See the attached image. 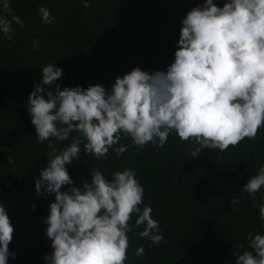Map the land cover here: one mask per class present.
Returning <instances> with one entry per match:
<instances>
[{
    "label": "trees",
    "instance_id": "trees-1",
    "mask_svg": "<svg viewBox=\"0 0 264 264\" xmlns=\"http://www.w3.org/2000/svg\"><path fill=\"white\" fill-rule=\"evenodd\" d=\"M88 2L91 7L85 8L82 0H9L12 13L24 23L13 24L11 40L0 33V202L14 227L9 249L16 253L7 264H46L43 257L52 251L43 218L55 197L35 192V180L48 164L49 141L37 142L27 107L42 68L54 63L62 69L55 82L61 89L101 84L109 91L118 76L134 67L164 71L174 61L182 18L204 0ZM224 2L214 0L220 6ZM41 6L50 11L52 23L43 22ZM33 41L38 48L33 49ZM78 135L53 142L63 149ZM83 143L79 159L66 165L74 184L91 182L90 169L108 179L115 171L133 169L144 189L140 207L152 208L163 232L159 245L139 236L143 226L127 233L125 264H235L236 255L247 250L248 234L264 235V220L254 207L264 198V187L255 199L241 194L264 166V127L254 140L245 138L225 151L205 148L196 157H191L192 141H181L175 132L163 147L148 143L141 148L123 136L119 144L127 150L119 157L110 149L107 158L96 159L85 153ZM9 157L14 163H8ZM234 197L239 204L230 203ZM135 219L133 214L129 224ZM140 246L145 254L137 257Z\"/></svg>",
    "mask_w": 264,
    "mask_h": 264
},
{
    "label": "clouds",
    "instance_id": "clouds-1",
    "mask_svg": "<svg viewBox=\"0 0 264 264\" xmlns=\"http://www.w3.org/2000/svg\"><path fill=\"white\" fill-rule=\"evenodd\" d=\"M82 2L91 7L88 0ZM39 13L44 23L53 22L46 7ZM14 23L23 27L24 22L12 13L9 0H3L0 33L9 40ZM181 23L174 61L166 70L149 73L134 67L115 79L111 91L101 84L61 89L55 82L62 69L54 63L42 68L27 107L37 142L49 141L50 149L48 164L35 180L38 196L55 197L43 218L52 248L43 257L46 264H125L127 233L140 226L141 238L156 245L163 241L152 208L140 207L144 189L133 169L115 171L111 179L90 169L91 182L74 184L66 165L79 159L82 140L85 153L102 159L110 149L117 157L127 150L119 144L123 136L141 148L148 143L163 147L175 132L181 141H192L191 157H196L205 148L225 151L245 138L254 140L264 127V0H225L222 6L204 0ZM38 47L33 41V49ZM74 132L79 135L70 145L55 146L53 138L67 141ZM8 163H14L11 157ZM65 185L70 187L62 191ZM262 187L264 166L243 185L241 194L255 199ZM239 202V197L230 201ZM254 207L264 220V198ZM133 214L136 219L130 225ZM13 233L0 202V264L16 258L9 249ZM247 240V250L236 255L235 264H264V235L249 233ZM135 254H145L143 246Z\"/></svg>",
    "mask_w": 264,
    "mask_h": 264
}]
</instances>
